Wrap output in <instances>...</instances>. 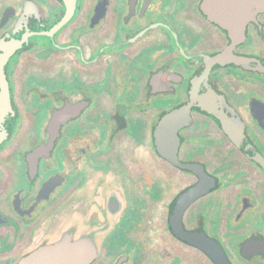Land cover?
I'll return each instance as SVG.
<instances>
[{"label": "flooded vegetation", "instance_id": "1", "mask_svg": "<svg viewBox=\"0 0 264 264\" xmlns=\"http://www.w3.org/2000/svg\"><path fill=\"white\" fill-rule=\"evenodd\" d=\"M1 85L0 264H264V0H0Z\"/></svg>", "mask_w": 264, "mask_h": 264}, {"label": "water", "instance_id": "2", "mask_svg": "<svg viewBox=\"0 0 264 264\" xmlns=\"http://www.w3.org/2000/svg\"><path fill=\"white\" fill-rule=\"evenodd\" d=\"M213 1V0H212ZM254 1V0H253ZM238 9V16H239V11L241 10L240 9V7L239 8H237ZM242 25V20H238V21H236V22H234V21H231V22H228V26H229V28L231 27V29L232 30H237V29H239V27ZM1 87H2V91H1V93H0V101H2L3 100V98L5 97V92H4V86L3 85H1ZM1 104V103H0ZM186 238H188L189 239V237L188 236H186ZM78 249H80L79 248V246H78ZM83 256H85V255H83ZM78 257H79V254H78ZM84 258L85 257H83V258H78L77 259V262H76V264H85V262L83 261L84 260Z\"/></svg>", "mask_w": 264, "mask_h": 264}]
</instances>
